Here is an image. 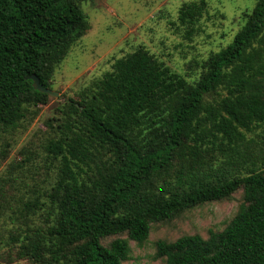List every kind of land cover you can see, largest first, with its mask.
Instances as JSON below:
<instances>
[{
  "label": "trees",
  "instance_id": "1",
  "mask_svg": "<svg viewBox=\"0 0 264 264\" xmlns=\"http://www.w3.org/2000/svg\"><path fill=\"white\" fill-rule=\"evenodd\" d=\"M205 12L204 0L180 7L187 39ZM88 28L78 0H0V134L18 126L25 106L47 101L25 78L49 88ZM192 67L190 83L139 48L115 60L84 102L69 101L75 124L46 147L59 159L56 180L45 202L24 204L47 208L50 224L24 232L21 257L122 264L127 241L103 239L125 233L144 243L152 225L241 189L223 231L159 241L156 255L164 264H264V0L230 44Z\"/></svg>",
  "mask_w": 264,
  "mask_h": 264
},
{
  "label": "rangeland",
  "instance_id": "2",
  "mask_svg": "<svg viewBox=\"0 0 264 264\" xmlns=\"http://www.w3.org/2000/svg\"><path fill=\"white\" fill-rule=\"evenodd\" d=\"M78 1L89 28L52 74L48 89L58 96L47 97L45 104L25 106L18 126L0 134V264H32L19 255V240L25 231L50 224L47 208L29 211L24 204L45 202L56 180L59 159L46 147L61 136L67 122L74 126L77 116L70 111L69 101L84 102L80 96L112 71L115 60L139 48L193 82L199 74L193 63L230 44L257 2L204 0L206 12L187 39L178 23V10L199 0ZM242 204L239 189L228 200L205 202L170 221L152 225L144 243L137 244L123 233L103 239L102 244L116 238L126 240L130 251L122 264H164L165 258L156 255L157 242L173 243L194 235L206 240L210 232L223 231Z\"/></svg>",
  "mask_w": 264,
  "mask_h": 264
},
{
  "label": "water",
  "instance_id": "3",
  "mask_svg": "<svg viewBox=\"0 0 264 264\" xmlns=\"http://www.w3.org/2000/svg\"><path fill=\"white\" fill-rule=\"evenodd\" d=\"M25 79L26 80H30L32 82V88L35 91H37V92H39L41 94H45V95H47L50 98H56L58 96L57 92H54V91H52V90H50L48 88L43 87L40 84L38 78L35 75L27 76Z\"/></svg>",
  "mask_w": 264,
  "mask_h": 264
}]
</instances>
